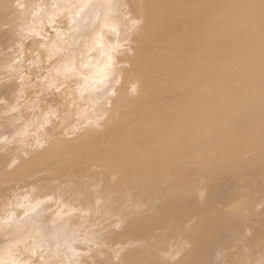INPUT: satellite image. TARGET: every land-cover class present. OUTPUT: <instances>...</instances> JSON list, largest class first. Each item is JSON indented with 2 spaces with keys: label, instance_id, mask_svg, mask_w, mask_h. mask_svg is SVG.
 <instances>
[{
  "label": "bare ground",
  "instance_id": "obj_1",
  "mask_svg": "<svg viewBox=\"0 0 264 264\" xmlns=\"http://www.w3.org/2000/svg\"><path fill=\"white\" fill-rule=\"evenodd\" d=\"M0 264H264V0H0Z\"/></svg>",
  "mask_w": 264,
  "mask_h": 264
},
{
  "label": "rangeland",
  "instance_id": "obj_2",
  "mask_svg": "<svg viewBox=\"0 0 264 264\" xmlns=\"http://www.w3.org/2000/svg\"><path fill=\"white\" fill-rule=\"evenodd\" d=\"M29 145H30V144H29ZM35 145H36V144H35ZM35 145H33L32 148H33ZM36 146H37V145H36ZM29 147H31V146H29ZM28 149H29V148H28ZM23 155H24V154H23ZM25 156H26V155H25ZM11 166H12V165H11Z\"/></svg>",
  "mask_w": 264,
  "mask_h": 264
}]
</instances>
